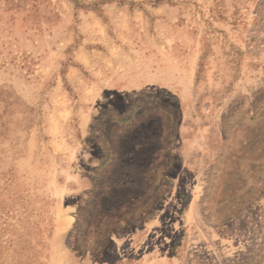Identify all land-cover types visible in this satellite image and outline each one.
Returning a JSON list of instances; mask_svg holds the SVG:
<instances>
[{
    "label": "rangeland",
    "instance_id": "obj_1",
    "mask_svg": "<svg viewBox=\"0 0 264 264\" xmlns=\"http://www.w3.org/2000/svg\"><path fill=\"white\" fill-rule=\"evenodd\" d=\"M0 264H264V0H0Z\"/></svg>",
    "mask_w": 264,
    "mask_h": 264
}]
</instances>
